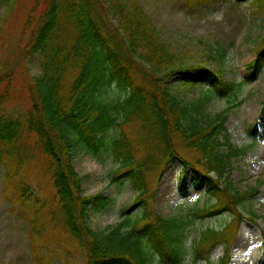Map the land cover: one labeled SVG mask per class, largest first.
Returning <instances> with one entry per match:
<instances>
[{
  "label": "trees",
  "instance_id": "16d2710c",
  "mask_svg": "<svg viewBox=\"0 0 264 264\" xmlns=\"http://www.w3.org/2000/svg\"><path fill=\"white\" fill-rule=\"evenodd\" d=\"M5 2L0 0V5ZM253 5L264 14V0H254ZM259 46L246 81L253 79L264 59V37ZM14 48L17 56L8 71L0 72V87L2 80L12 85L15 76H21L30 108L27 121L19 125L2 108L8 88L1 91L4 181L16 178L22 168L15 166L10 175L12 163L7 158L19 155L17 160L24 162L34 158L33 149L39 160V151L44 161L35 164L45 167L55 192L50 221L83 249L85 264H152L154 260L182 264L188 256L207 261L216 245L234 239V235L226 236L227 227L205 226L194 245L185 244L188 224L226 211L234 213L256 194L255 190L241 195L232 192L227 174L239 151H220L224 145L218 140L221 116L203 120L204 107L214 98L229 96L237 85L224 82L218 72L202 64L185 65L163 43L137 0H33ZM30 57L36 60L39 75H16L15 64ZM169 82L179 84L173 87ZM202 85L205 90L192 103H184L178 94L179 89ZM112 87L123 92V97L110 101L107 92ZM12 88L15 85L10 92ZM135 124L139 128L131 135L128 131ZM116 128L118 137L109 140L108 133ZM250 131L254 137L255 126ZM28 137L34 141L31 150L23 142ZM78 150L90 155L109 151L116 164L113 180L128 182L138 193L133 206L122 210L121 221L108 232L93 231L87 224V214L106 210L111 200L100 194H82L72 166V153ZM181 150L195 152V164L183 158ZM25 151L30 152L22 159L20 154ZM171 160L190 170L194 186L204 184L206 195L215 203L191 208L179 218L155 214L148 179L156 173L159 181ZM16 189L21 203L32 208L34 215L40 211L37 208H44L25 183ZM136 208L139 213L128 216ZM238 219L242 217L238 215ZM38 223L29 219V229L44 231ZM262 239L264 246V233ZM226 257L224 254L220 264H227Z\"/></svg>",
  "mask_w": 264,
  "mask_h": 264
},
{
  "label": "rangeland",
  "instance_id": "374dc122",
  "mask_svg": "<svg viewBox=\"0 0 264 264\" xmlns=\"http://www.w3.org/2000/svg\"><path fill=\"white\" fill-rule=\"evenodd\" d=\"M12 0L0 5V72L8 71L17 51L14 46L20 41L24 15L31 8L33 0H18L8 8ZM128 2L129 0H122ZM152 25L160 33L163 43L179 55L185 65L202 64L218 72L224 82L237 85L225 98H214L202 110L203 120L221 116L222 125L218 140L224 143L221 150L239 151L229 164L228 181L232 192L241 194L256 191L255 196L236 207V212H223L204 220H194L186 226L185 244L190 247L198 239L205 226L221 230L227 227L226 236L234 235L228 244L221 242L211 251L207 261H194L188 256L182 264H220L227 255V264H264V59L251 81H246L248 66L256 58L260 40L264 37V14L253 5L254 0H137ZM16 75L21 72L37 77L39 69L34 58H21L15 64ZM177 87L179 82H169ZM8 97L2 108L12 119L24 124L27 121L28 99L21 89V76H15L12 85L2 80ZM15 85V89L9 91ZM205 86L186 87L178 90L184 103H192ZM110 101L123 97V92L112 87L108 92ZM255 126V136L251 127ZM24 127V126H23ZM139 128L135 124L129 129L134 135ZM119 128L108 133L109 140L119 135ZM21 142V140L19 141ZM24 144L34 143L33 138H23ZM109 142V141H108ZM34 158L24 162L13 155L9 174L19 165L21 171L16 178L4 181L5 170L0 163V264H85L82 248L68 237L61 226L50 221L55 207V192L50 174L43 163V157L31 150ZM28 152L20 154L22 159ZM17 154V152H15ZM72 166L80 179L82 194L97 195L111 200L102 212H89L87 224L93 231L108 232L121 221L123 209L131 208L138 193L128 182L114 181L111 177L116 169L109 151L87 154L78 150L73 152ZM181 156L195 164L197 154L190 150L180 151ZM156 173L148 179V192H154L152 209L162 218L185 216L191 208H203L215 203L206 195L204 184L195 187L194 176L190 170H183L181 164L171 160L163 169V175L156 182ZM25 183L38 205L44 208L36 215L25 202L21 203L16 186ZM152 184V185H151ZM225 185V183L223 182ZM139 209H132L128 216H135ZM238 215L242 219H238ZM29 219H35L47 231L29 229ZM36 224L35 227L40 228ZM41 230V229H40ZM34 238L32 241L31 239ZM152 264H159L154 260Z\"/></svg>",
  "mask_w": 264,
  "mask_h": 264
}]
</instances>
